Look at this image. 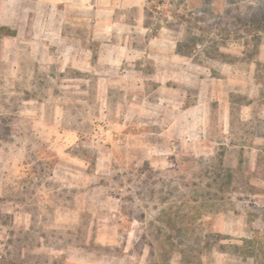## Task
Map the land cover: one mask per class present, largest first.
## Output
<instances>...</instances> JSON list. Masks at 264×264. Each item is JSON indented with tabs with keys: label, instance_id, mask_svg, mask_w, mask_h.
Here are the masks:
<instances>
[{
	"label": "rangeland",
	"instance_id": "obj_1",
	"mask_svg": "<svg viewBox=\"0 0 264 264\" xmlns=\"http://www.w3.org/2000/svg\"><path fill=\"white\" fill-rule=\"evenodd\" d=\"M145 2L159 67L0 33V264H264V0Z\"/></svg>",
	"mask_w": 264,
	"mask_h": 264
},
{
	"label": "crops",
	"instance_id": "obj_2",
	"mask_svg": "<svg viewBox=\"0 0 264 264\" xmlns=\"http://www.w3.org/2000/svg\"><path fill=\"white\" fill-rule=\"evenodd\" d=\"M145 13V0H0V28L13 32L2 42L26 48L35 58L56 49L66 64H77L80 54L90 57L96 49L103 66H133L140 59L159 67L169 45H158L156 38L138 44L149 34L142 26Z\"/></svg>",
	"mask_w": 264,
	"mask_h": 264
},
{
	"label": "trees",
	"instance_id": "obj_3",
	"mask_svg": "<svg viewBox=\"0 0 264 264\" xmlns=\"http://www.w3.org/2000/svg\"><path fill=\"white\" fill-rule=\"evenodd\" d=\"M0 33H4L6 35H13V32L7 28H0ZM234 248L236 249L237 254H239V252L241 254L242 251H240V247L238 245H235Z\"/></svg>",
	"mask_w": 264,
	"mask_h": 264
}]
</instances>
